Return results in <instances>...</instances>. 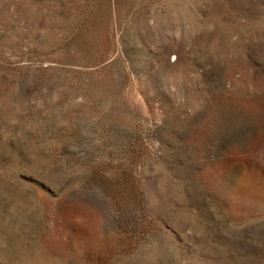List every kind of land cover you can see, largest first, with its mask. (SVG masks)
<instances>
[{
    "label": "rangeland",
    "instance_id": "1",
    "mask_svg": "<svg viewBox=\"0 0 264 264\" xmlns=\"http://www.w3.org/2000/svg\"><path fill=\"white\" fill-rule=\"evenodd\" d=\"M0 264H264V0H0Z\"/></svg>",
    "mask_w": 264,
    "mask_h": 264
}]
</instances>
